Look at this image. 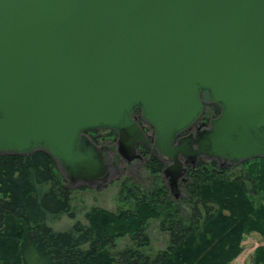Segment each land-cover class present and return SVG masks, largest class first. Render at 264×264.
I'll return each mask as SVG.
<instances>
[{
    "label": "water",
    "instance_id": "1",
    "mask_svg": "<svg viewBox=\"0 0 264 264\" xmlns=\"http://www.w3.org/2000/svg\"><path fill=\"white\" fill-rule=\"evenodd\" d=\"M99 130L129 163L138 145L170 163L171 185L183 156L264 158V0H0V156L44 151L92 183Z\"/></svg>",
    "mask_w": 264,
    "mask_h": 264
},
{
    "label": "trees",
    "instance_id": "2",
    "mask_svg": "<svg viewBox=\"0 0 264 264\" xmlns=\"http://www.w3.org/2000/svg\"><path fill=\"white\" fill-rule=\"evenodd\" d=\"M220 113L219 106L207 104L198 125H208ZM140 125L149 140L154 138L151 126L142 120ZM104 131L117 137L110 130L96 133ZM141 152L146 169L159 176L166 168L163 160L147 147ZM203 158L210 162L200 158L189 166L182 181L184 197L174 200L166 184L157 185L150 195L139 186L138 192L125 187L127 199L136 202L134 211L116 214L95 208L87 215V225L77 222L60 230L53 221L75 215L73 189L56 161L44 151L0 156V264H230L242 253L249 225L264 235V203L254 200L264 197V166L247 168L243 176L222 159ZM154 218L162 219L168 246L152 257L145 248L151 245L147 229ZM126 236L134 245L114 251ZM258 254L264 261L263 248Z\"/></svg>",
    "mask_w": 264,
    "mask_h": 264
},
{
    "label": "rangeland",
    "instance_id": "3",
    "mask_svg": "<svg viewBox=\"0 0 264 264\" xmlns=\"http://www.w3.org/2000/svg\"><path fill=\"white\" fill-rule=\"evenodd\" d=\"M148 125L147 123H145ZM150 126V125H149ZM151 134L153 131L150 132ZM98 139L99 144L94 142V145H101L104 155L105 163L108 166V176L101 181H95L92 183L86 181H72L66 177V172L61 170L60 173L69 181V185L73 189L72 194V211L75 218L68 214L61 215L53 221V226L56 229L67 230L70 229L75 223L82 222L84 225L88 224L87 215L92 209H103L109 212L119 214L123 211L135 210L136 202L133 197L127 199V193H123L124 188H133L137 190L147 191L152 194L157 185H171L169 178L165 177L164 170L159 176H153L145 167V156L142 152L143 159H137L131 164H127L118 152V141L117 137H108L107 132H100ZM97 144V145H96ZM106 151V152H105ZM202 158L199 157L198 160ZM262 159V158H259ZM258 160V159H255ZM247 161V164L242 163H230L224 159L225 164L233 165V172L240 175H248V169L257 167L256 170H260V167L264 166L262 161ZM209 161V160H207ZM210 162V161H209ZM250 162V163H249ZM248 168V169H247ZM250 173V171H249ZM255 175V173H254ZM184 175L177 185H172V198L177 200L180 197L185 196L184 186L182 181ZM259 196V195H258ZM255 201H259V204L264 203L263 195L254 198ZM162 219H151L148 221L147 234L151 238V245L145 248V252L150 253L152 257H155L161 250H165L168 246L167 233L163 232L160 227ZM253 225H249L243 235L242 240V253L230 264H264V261L260 259L259 250L264 249V235L258 231L252 230ZM252 230V231H251ZM117 246L114 251L123 249L124 247H132L134 244L131 237L126 236L117 241ZM113 251V252H114Z\"/></svg>",
    "mask_w": 264,
    "mask_h": 264
},
{
    "label": "flooded vegetation",
    "instance_id": "4",
    "mask_svg": "<svg viewBox=\"0 0 264 264\" xmlns=\"http://www.w3.org/2000/svg\"><path fill=\"white\" fill-rule=\"evenodd\" d=\"M138 117H139V119H140V116L138 115ZM200 124H202L200 121L197 123V124H195L194 125V127H193V129L189 132L190 134H193L195 137H197L199 134H201L202 132H204V131H206L207 129H209V125H201V126H199ZM199 126V127H198ZM198 127V128H197ZM97 131H92V132H89L88 134H87V136L89 137V138H91V141L93 142V144H94V142L96 143H98L99 144V140L98 139H100L99 137L100 136H98L97 135V133H96ZM150 141H151V143H153V137L152 138H150ZM97 145V144H96ZM98 146V148H99V150L101 151V153H102V157H103V160H104V155L106 154V153H104L103 152V149L104 148H102V146L101 145H97ZM139 147H138V151H140L141 152V148L143 149V146L144 145H138ZM144 147H146V146H144ZM106 152V151H105ZM199 158V157H198ZM198 158H189V157H181V161H182V163H183V167L185 168V172H184V176H186L187 175V173H188V170H189V166H195L196 164H197V162H198ZM125 160V159H124ZM143 160H144V158H143ZM136 161V160H135ZM104 162H105V160H104ZM127 162V161H126ZM134 161H132L131 163H133ZM164 163H165V165H166V167H168V166H170V163H168V162H166V161H163ZM131 163H129V162H127V164H131ZM101 180H103V179H101ZM101 180H99V181H101ZM170 186H172V185H170Z\"/></svg>",
    "mask_w": 264,
    "mask_h": 264
},
{
    "label": "bare ground",
    "instance_id": "5",
    "mask_svg": "<svg viewBox=\"0 0 264 264\" xmlns=\"http://www.w3.org/2000/svg\"><path fill=\"white\" fill-rule=\"evenodd\" d=\"M149 125V124H148ZM142 127V126H141ZM145 132V131H144ZM146 134V133H145ZM147 135V134H146ZM148 137V136H147ZM89 138V137H88ZM118 138V137H117ZM149 139V138H148ZM89 140H91V138H89ZM118 140V139H117ZM92 142V141H91ZM93 143V142H92ZM138 147L139 146H137V149H138ZM202 157H206V156H202ZM207 158H209V157H207ZM210 159H218V158H210ZM219 159H222V158H219ZM257 159H259V158H257ZM262 159H264V158H262ZM225 160V159H224ZM253 160H255V159H253ZM227 161V160H226ZM249 161H251V160H249ZM229 162V161H228ZM244 162H247V161H244ZM230 163H232V162H230Z\"/></svg>",
    "mask_w": 264,
    "mask_h": 264
}]
</instances>
